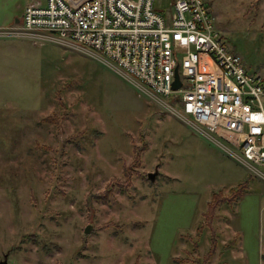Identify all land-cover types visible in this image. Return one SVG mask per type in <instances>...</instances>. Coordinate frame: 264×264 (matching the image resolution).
Returning <instances> with one entry per match:
<instances>
[{
    "label": "rangeland",
    "instance_id": "1",
    "mask_svg": "<svg viewBox=\"0 0 264 264\" xmlns=\"http://www.w3.org/2000/svg\"><path fill=\"white\" fill-rule=\"evenodd\" d=\"M28 1L0 0V23ZM204 1L226 47L264 78V0ZM79 48L0 38V261L264 264V176ZM52 113L59 123L42 121ZM126 168L130 184H115ZM243 180L214 211L204 262L207 202Z\"/></svg>",
    "mask_w": 264,
    "mask_h": 264
},
{
    "label": "built area",
    "instance_id": "2",
    "mask_svg": "<svg viewBox=\"0 0 264 264\" xmlns=\"http://www.w3.org/2000/svg\"><path fill=\"white\" fill-rule=\"evenodd\" d=\"M45 0L27 4L0 38L80 47L198 131L224 140L264 176V78L228 49L204 0ZM79 48V49H80ZM177 67L180 87L172 89ZM176 107H179L177 110ZM237 152H235L234 150Z\"/></svg>",
    "mask_w": 264,
    "mask_h": 264
},
{
    "label": "trees",
    "instance_id": "3",
    "mask_svg": "<svg viewBox=\"0 0 264 264\" xmlns=\"http://www.w3.org/2000/svg\"><path fill=\"white\" fill-rule=\"evenodd\" d=\"M68 83H62V85L59 84V86H62L63 88L67 87ZM58 88V86H57ZM56 97H59V89L56 90ZM59 99V98H58ZM59 102V101H58ZM61 103V102H59ZM57 115L56 113H52L48 116H45L42 118L43 122L49 123L52 122L54 124L59 123L60 121L57 119ZM62 118V117H60ZM134 164L135 162L138 163L140 160V152H139V148L137 149L136 147L134 148ZM132 169L126 168L124 170V176H125V183L120 181L117 178H113V181L115 184L123 186L125 184H130V173ZM248 180H243L241 182H239L238 184H236L234 187L231 188V194L230 195H223L222 193V189L215 191L212 193L210 200L207 202V208L205 210V212L202 213L203 217L205 218V222H206V226L208 228L211 229V241L212 244L209 248V250L207 251V253L204 256V262L208 261V259L210 258V256L214 253L215 248H216V235H215V230L214 227L212 225V221L215 217L214 211L215 209L221 205L222 203H228L229 205H232V203L234 201H236V199H239L242 197V195L244 194V192L246 191V189L248 188ZM106 186H108V188L106 189L105 193H110L112 191L111 183L107 184ZM102 196H106V195H102ZM204 222V223H205ZM196 245V244H194ZM175 260H177L175 258ZM56 264H62L61 262H57Z\"/></svg>",
    "mask_w": 264,
    "mask_h": 264
},
{
    "label": "crops",
    "instance_id": "4",
    "mask_svg": "<svg viewBox=\"0 0 264 264\" xmlns=\"http://www.w3.org/2000/svg\"><path fill=\"white\" fill-rule=\"evenodd\" d=\"M35 2H40V3H44L45 1H41V0H29L28 2H26V4L21 7L19 10H17L16 12H10L8 14V12H6L9 16V20L6 19L5 21H3L2 23H0V25H3V24H9V25H12V24H16L20 18H21V15H22V11H23V8L27 5V4H30V3H35Z\"/></svg>",
    "mask_w": 264,
    "mask_h": 264
},
{
    "label": "water",
    "instance_id": "5",
    "mask_svg": "<svg viewBox=\"0 0 264 264\" xmlns=\"http://www.w3.org/2000/svg\"><path fill=\"white\" fill-rule=\"evenodd\" d=\"M174 81L172 82V89L177 90L180 87L181 81L179 79V75H178V71H177V67L175 68V73H174ZM156 175V172H148L147 173V178L150 180H154V177ZM91 228V225H87L84 229V233H89ZM0 264H6V261H0Z\"/></svg>",
    "mask_w": 264,
    "mask_h": 264
}]
</instances>
